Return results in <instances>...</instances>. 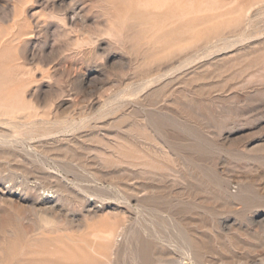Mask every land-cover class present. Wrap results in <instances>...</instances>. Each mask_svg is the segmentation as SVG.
Segmentation results:
<instances>
[{
	"label": "rangeland",
	"instance_id": "obj_1",
	"mask_svg": "<svg viewBox=\"0 0 264 264\" xmlns=\"http://www.w3.org/2000/svg\"><path fill=\"white\" fill-rule=\"evenodd\" d=\"M0 264H264V0H0Z\"/></svg>",
	"mask_w": 264,
	"mask_h": 264
},
{
	"label": "bare ground",
	"instance_id": "obj_2",
	"mask_svg": "<svg viewBox=\"0 0 264 264\" xmlns=\"http://www.w3.org/2000/svg\"><path fill=\"white\" fill-rule=\"evenodd\" d=\"M113 234H114V231L110 230V231H108L106 234H104V237H105L107 240H109L110 238H112ZM109 241H110V240H109Z\"/></svg>",
	"mask_w": 264,
	"mask_h": 264
}]
</instances>
